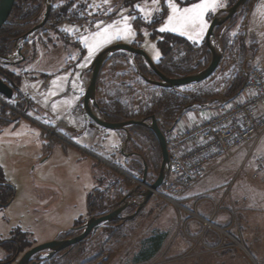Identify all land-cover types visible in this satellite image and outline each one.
Wrapping results in <instances>:
<instances>
[{
  "label": "rangeland",
  "instance_id": "374dc122",
  "mask_svg": "<svg viewBox=\"0 0 264 264\" xmlns=\"http://www.w3.org/2000/svg\"><path fill=\"white\" fill-rule=\"evenodd\" d=\"M50 2L51 10L59 15L64 14L61 19L65 21L58 24L57 29H52L51 23L47 22L43 29L35 32L28 41L24 42V45L41 44L42 46H38L35 58L21 67L26 75L22 79L19 77L17 88L37 106L43 109L50 107L56 116L60 115L67 121H70V118L64 111L69 103H74L76 106L79 104L85 89L84 81L89 75L85 71L101 50L117 42L133 44L143 49L155 63L161 57L156 41L161 34L172 33L185 38L190 43H202L212 18L229 7L228 0H219L224 7L218 8L215 12H208L205 16L207 27L204 32L195 40H190L187 36L176 32L159 31L170 13L167 0H159L157 4L152 3L151 0H107V2L105 0H50ZM174 2L179 7H191L200 0H174ZM37 3H40L36 14L37 23H39L45 4L44 0ZM136 5L144 11H138ZM163 9L166 13L162 21L152 27V22L157 19ZM123 17H130L127 23L131 26L134 36L125 37L121 33L119 37L106 43L102 42L88 58V50L82 42L84 38H88L89 43L100 40V37L94 40L93 34L108 25H113V22L116 23L109 30L110 32L123 28ZM25 23L22 24V29L32 25V22L28 25ZM221 29L219 45L222 58L218 68L204 82L179 88L182 93L194 94L186 95V97L199 96V99H205L212 96H226L222 93L214 95L211 90L215 86H224L223 82L226 78L233 79L235 83L240 78V67L242 69L243 65L248 69L253 65L264 64V0H258L257 3L256 0H248L247 4L230 21L216 29L215 33L217 34ZM152 32H156V38L151 37ZM241 33L246 35L244 42L250 45L247 44L244 62L240 66L231 54L232 49L225 47L222 41H229ZM138 34L139 38H137ZM19 37L12 41L11 51H14V47L21 42ZM0 55L4 54L0 53ZM203 60L204 68L210 60L208 51ZM134 64L136 68L131 64L134 71L137 74L141 73L135 61ZM203 68L198 67L194 72ZM0 69L11 73L1 60ZM83 78H85L84 81ZM153 90L155 88L150 86L144 89L136 88L133 92L153 93ZM74 108L78 111L76 107ZM27 113L35 116L31 110ZM153 115L163 120L161 112ZM189 122L184 112L179 123L185 125ZM22 123L24 127H30L27 126L29 125L27 121L22 120ZM135 134V140H138L140 146L144 145L143 149L146 150L147 155L150 154L149 148L153 143L151 135L147 131H138ZM95 135L94 141L99 147L94 150L102 156L106 155L107 151L114 152L121 162L114 160L113 163L120 165L127 173L140 180L143 155L139 158L131 157L132 159L130 158L127 163L123 162L124 156L121 153L122 144H120L118 131L104 129L100 130V134ZM30 138L32 137L24 136L21 129L14 131L11 127H7L0 132V169L5 181L7 180L14 189L12 204L6 207L0 206V239H8L12 234L17 233L14 230L17 228L31 233L36 246L77 233L67 231L74 227L75 221L86 219V199L89 191H92L93 181L92 176L82 169V165L77 167L75 162L72 164L69 157L60 154L57 150L46 162L38 161L37 150H34L33 144H29H37L38 141L33 142ZM33 139H38V135L33 136ZM80 144L87 146L86 143L80 142ZM129 150L126 147L125 152L128 153ZM262 157H264V140L247 160H245L244 152H237L223 162L208 178L206 177V181L202 180L204 182L201 181L193 189V192H197L204 185L210 182L212 184L214 181L220 188L225 186L216 199L221 207V211L217 214L225 216L224 223H216L214 220L216 214L213 213L214 197L212 196H207L211 199L208 202L212 217L200 221L201 217L196 206L202 196L194 198L193 202L186 203V199L184 208L181 209L153 193L147 204L134 218L128 221H113L99 228L93 234L95 240L91 234L88 236L84 255L80 253L79 257L65 259L63 264H264V172L258 178L252 176L257 168L258 160ZM80 158L91 164L94 163L82 154ZM152 158L148 161L150 164L148 174L154 181L160 168L161 155L155 161ZM83 161L80 163L83 164ZM99 165L101 168H107L101 163ZM104 181L101 180L93 192L96 209L101 206L100 203L97 204V201L105 198L102 188L110 183L109 175L106 174ZM135 184V181L129 180L125 188H131ZM228 186L230 190L226 193ZM35 201H40L41 204L35 205ZM27 204L30 210L26 207ZM230 204L233 206V214L226 210L230 209ZM135 209V206H130L123 215H131ZM104 212L98 209L95 216L105 214ZM190 220L199 221L200 228L190 232L187 228V222ZM179 242H183L185 247L177 246ZM19 246L16 245L17 249ZM29 248L22 250L19 248L18 255H16L17 250L14 251L15 259L8 260L11 262L7 264H14L23 251ZM0 249H3L1 245ZM66 251L56 254L50 262H44L41 255L40 264H61L62 259L59 256ZM89 258L90 261H86ZM5 261L7 260L0 259V263Z\"/></svg>",
  "mask_w": 264,
  "mask_h": 264
},
{
  "label": "trees",
  "instance_id": "16d2710c",
  "mask_svg": "<svg viewBox=\"0 0 264 264\" xmlns=\"http://www.w3.org/2000/svg\"><path fill=\"white\" fill-rule=\"evenodd\" d=\"M37 1L40 2V0L14 1L13 8L6 23L0 28V53L4 55L10 54L12 52L11 47L13 45L12 41L14 40V38H16L17 36H22L23 33H26L29 29L37 24L38 20L36 14L40 5V3H37ZM235 1L236 0H228L229 6H231ZM165 13L166 10L163 9L162 13L157 17V19L152 22V27L162 21ZM63 15L64 14L59 15L53 10L50 11L47 22L51 23L52 29H57L58 24L65 21V19H61ZM31 22L32 25L29 26V28L22 29V24L25 23V25H28V23L31 24ZM156 36V32L151 33L152 38H156ZM139 37L140 35L138 34L137 38ZM245 38L246 35L244 33H241L239 36H236L229 41L222 39V43H224V46L229 47V50L232 49L231 54L235 61L240 64V66L244 62V54L246 53L248 44L244 42ZM156 41L157 47L161 52V57L159 61L155 62V65L157 69L167 77H182L193 73L194 70H196L198 67L203 68L202 64H204V62H202V60L205 58L208 51L204 42L199 44L190 43L185 38L172 33H163ZM249 45L250 44H248V46ZM34 50L35 48L33 44H26L23 46V54L26 58L27 56L28 58H33ZM134 61L143 74V77L134 71L130 63L129 56L124 52H117L113 54L105 62L99 73L96 83L95 97L99 114L107 122L116 123L131 119H144L149 118L156 112H161L164 122L166 124H171L182 109L193 105L196 106L200 104H206L210 100L216 98H228L232 94L237 93L242 88L245 80L246 66L243 65L242 69L240 67V78H238L235 83L233 79L226 78L223 82L224 86H215L214 89L211 90V93H214V95L217 93H222V95L226 96H212L205 99H199V96H192L190 98L186 97V95L194 94H185L180 92L179 88L181 87L170 89L159 87L156 85H150V83H148L145 78L147 77L151 79H157V77L145 65L142 57L136 55L134 56ZM150 86H153V88H155V90H153V93L143 92L139 94L133 92V90L136 88L144 89V87ZM24 106L25 98L21 95L17 100V107L23 109ZM0 111L7 114L6 109L3 107H0ZM128 131L130 133V141L127 145V147L130 149L129 152L137 153L140 157L143 155L142 157H144V161L147 165V184H151L153 182V179L148 174V170L150 169L148 166L150 165L148 164V161L152 157V160L155 161L156 158L161 155L157 139L152 131L141 125L129 126ZM138 131H147V133H149L153 139L152 147L149 148L150 154L148 155L146 154V150L143 149L144 145L140 146L138 140H135V133ZM150 156L151 158L149 159ZM109 162L117 166L121 170H124L122 167H120V165H116L115 163H113V161L111 162L110 160ZM95 166L99 167L100 165L95 164ZM101 171L103 172V175H109L111 181L106 186H103L102 189L103 192H105V198H101L97 201V204H101V206H99L97 209L95 208L94 203V191L92 192V194H90L88 198V212L90 216L95 215V212L98 209H101L102 212L105 211L107 213L109 209L123 197L124 189H126L125 186H127V183H129L128 178L111 169L102 167ZM140 174H142V172ZM0 182H4L1 171ZM118 182H120L121 185L123 184L121 190H119ZM11 196L12 188H10L9 186L0 185V203H7L11 199ZM93 234L91 235L93 236ZM12 236L15 237L12 238ZM12 236L9 240L0 241L1 247L7 253V257L4 260H10L15 256L13 254L14 251L17 250L16 245H20L19 248H21V250L26 247H32V244L26 240L27 238L23 233L17 231V233H14ZM87 238L74 245L72 249L66 251V253H62V255L59 256L60 259H62L61 264H63L65 259L68 260L69 258L73 259L75 257H79L80 253L84 255L86 248L85 244L89 240V238ZM93 238L95 240L94 236ZM54 256L50 258L43 257L41 259L44 262H50L53 260ZM88 260L90 261V258L86 259V261ZM37 264H40V260L39 262H37Z\"/></svg>",
  "mask_w": 264,
  "mask_h": 264
},
{
  "label": "built area",
  "instance_id": "2783aa9c",
  "mask_svg": "<svg viewBox=\"0 0 264 264\" xmlns=\"http://www.w3.org/2000/svg\"><path fill=\"white\" fill-rule=\"evenodd\" d=\"M0 107L6 109L10 118L28 121L46 135L72 144L56 128L33 119L28 111H24V107L18 108L17 101L0 97ZM184 112L190 120L185 125L179 123L182 115L174 125L173 122L166 124L158 117L159 126L164 133L170 168L165 182L153 191L167 203L181 209L184 208L187 194L223 162L240 151L244 152L247 160L264 140V64L245 69L243 86L234 98L223 103H212L208 107L187 108ZM88 124L92 126L94 123L89 120ZM81 150L107 168L139 183L138 179L109 161L83 148ZM263 172L264 157L258 160L252 176L258 178ZM229 190L228 186L225 192ZM219 205V202L214 205V214L221 210ZM230 206L226 210L233 214V206Z\"/></svg>",
  "mask_w": 264,
  "mask_h": 264
},
{
  "label": "water",
  "instance_id": "95a60500",
  "mask_svg": "<svg viewBox=\"0 0 264 264\" xmlns=\"http://www.w3.org/2000/svg\"><path fill=\"white\" fill-rule=\"evenodd\" d=\"M14 1L15 0H0V28L6 23L13 8ZM247 1L248 0H236L231 6L227 7L224 10H221L212 18V21L207 30L204 40V44L210 54V60L206 65V67H204L198 72H194L176 78L167 77L157 69L155 63L150 59V57L146 54V52L143 49L133 44H123L117 42L104 48L96 55L89 68L86 69L85 71V73H88L89 75L87 80L84 81L85 89L79 101V104L82 107L84 115L99 127L113 131H121L124 133L125 139L121 147V153L126 158L140 157L137 153L125 152L126 147L130 141V133L128 131V127L132 125H141L152 131V133L155 135L157 139L161 153V164L157 177L151 184H147V165L146 162L143 160L142 161L143 171L139 183H136L131 188L124 189L123 197L120 199V201H118L116 205L111 207L107 213L99 216L91 215L85 221H83L82 224L78 226H74L73 228L68 230L67 232H77L73 236L62 239H55L53 241H49L46 243H42L30 247L29 249L23 251L22 255L18 258V260L14 264H37V261H31L36 255H38L37 258H39V256L41 255H43V257L50 258L60 253L61 251L64 250L68 251L74 245L86 239L90 234L95 233L99 228L104 227L106 224L110 222L117 220L120 221L131 220L141 211V209H143V207L152 197L153 191L159 188L160 186H162V184L165 182L169 174L170 163L166 150L164 133L159 126V118H157L155 115H151L149 118L131 119L122 122L111 123L105 121L100 116L98 111V105L96 102V97H95L96 83L99 73L105 62L113 54L117 52H124L129 56V60L135 68L136 66L134 64V56L137 55L142 57L145 65L157 77V79L155 80L145 78V80L150 84L163 88L172 89L190 84L200 83L206 80L207 78H209L215 72L222 58V51L219 45V39L221 37L222 29L217 34L215 33L216 29L224 25L226 22L230 21V19L244 7ZM257 2L258 0H256V3ZM44 4H45V10L40 22L34 25L31 29H29L26 33H24L22 36L19 37L21 42L17 44L16 47H14V51H12L9 55H0V60L3 62L4 66L6 67L14 66L16 64H20L23 61H25L26 57L23 54L24 42L28 41V39L35 32L43 28L49 18V14L52 7L51 2L50 0H44ZM253 7L254 6H252V8ZM138 74L143 77V75L140 72H138ZM240 91L241 89L237 93H235L233 97H228L224 99L216 98L210 100L206 104L186 107L178 113L172 125H174L180 119V116L182 115L185 109L194 106L208 107L212 103H219V102L223 103L234 98ZM0 97L9 101H17L19 98L16 82L13 81L11 77L2 69H0ZM24 111L25 112L28 111L27 100H25ZM10 119L13 122L16 121V119L13 118ZM0 184L4 185L6 183L0 182ZM143 186H148V188L147 187L144 188ZM9 202L10 200L5 204L0 203V206L5 207L9 204ZM130 206L136 207L134 213L131 215H123L125 210ZM18 253H19V248L17 249L16 255H18ZM16 255L11 259V261L15 259ZM11 261H9L8 263H10Z\"/></svg>",
  "mask_w": 264,
  "mask_h": 264
},
{
  "label": "crops",
  "instance_id": "0c3cea01",
  "mask_svg": "<svg viewBox=\"0 0 264 264\" xmlns=\"http://www.w3.org/2000/svg\"><path fill=\"white\" fill-rule=\"evenodd\" d=\"M38 46H42V45L41 44L34 45L35 50H34L33 58H28V56H27V58H25V61H23L22 63L7 67V68H9V71L14 73L18 77V79H19V77L21 79L25 77L26 72L21 70V67H23L24 65H26L27 63H29L30 61H32L35 58V56L38 52V50H37ZM84 79L85 78H83V81H84ZM18 81L16 82L17 85L19 83ZM18 93H19V96L22 95V96H24L25 100H27L28 110H31L35 115V116L30 115L33 119H35L41 123H44L46 125H49L51 127L56 128L57 131H59L63 136H65L69 141H71L72 144H68L66 142H61V141L54 139V138H49L48 136H46L44 134V132L40 128H38L37 126H35L34 124H32L28 121L27 122L29 123V125H27V126H30V127H24L22 120L13 122L7 114H5L1 111H0V132L5 130L7 127H11L12 129H14V131L16 129H18V130L21 129L24 136H26L27 138H28V136L32 137L30 139H32L33 142L38 141L37 144L27 142L29 144H33L32 146L35 147L34 150H37L38 161L41 160L43 162H46L48 159H50V157H52L54 151L57 150L60 154L66 156V157H69V160L72 161V164H73V162H75L77 167L82 165V169L86 170V173H88L89 175L92 176V181H93L92 191H89L90 193L87 194L88 196L86 199V205H87V217H86V219H87L90 216L89 212H88V198H89L90 194H92V192L96 189V187L98 186V183H100L101 180H102V182H105L104 179H106V176L103 175V172L101 171V166H99V167L95 166V164H99V162L95 158L90 156L89 154H86L85 152H83L81 150V148H83L87 152H89V153H91L97 157H100L101 159H104L106 161H108V159H109L111 161L115 160L116 162L117 161L121 162V160L117 159V155L114 152L107 151V152H105L106 155L102 156L95 151L97 149V147H99L97 145V143L94 141V137L96 136L95 134L96 133L100 134V130H104V128L99 127L95 124H93L92 126L89 125L88 124L89 119L87 117H85L80 104H78L76 106L74 103L73 104L69 103V106H67L66 110L64 111V113L66 112V115L70 118V121H67V120H64L63 118H61L60 115L56 116L54 111L51 110L52 108L48 107L47 109H43V108L37 106L33 100H31L28 96L22 94L19 90H18ZM74 107H76V109L78 111H75ZM57 115H58V113H57ZM21 124H22V126H21ZM38 129H40L41 131L39 132ZM118 134H119L118 137L121 139L120 144L123 145L125 135L121 131H118ZM35 135H38V139H33V136H35ZM80 142L86 143L87 146L80 144ZM80 154H82L83 156H87L94 163L91 164L89 161H83L80 158ZM129 159L130 158L124 157V160H122V161L127 163V162H129ZM82 161L84 162L83 164L80 163ZM0 171H1V169H0ZM3 178H4V176H3ZM206 179H204V181H206ZM204 181H202V182H204ZM4 183H6V184H4L5 186H9L10 188H12V196H11L10 202L8 204V205H11L13 202L12 200H13V196H14V189L7 182V180L5 181V178H4ZM43 184H45V183H43ZM118 185H119V190H121L123 184L121 185V183L118 182ZM195 187L193 189H195ZM224 187L225 186H222L220 188L217 185L216 181H214L212 184L210 182L209 184L204 185L197 192H193L194 190L192 189L187 194L186 203L187 202H193L194 198H196L198 196H202V198L200 199V201L197 203V206H196L197 212H199V215L201 217V218H199L200 221H202L203 219H209L212 217V215L210 214V207H209V202H208V201H211V199L208 198L207 196L214 197V205L217 204L219 201H217L216 199L220 195L219 194L220 190ZM33 190H34V188H33ZM35 196H36V194H35ZM38 202L35 201L34 204L40 205L41 202L40 201H38ZM26 207H28V210H30V206L28 204L26 205ZM220 211L221 210H219L218 212H220ZM217 213H215L216 215H214L215 222L221 223V224L224 223L225 219H226L225 216H223V214L218 215ZM85 220L79 219V220L75 221V225H78V223L80 221L83 222ZM187 223H188L187 228L190 232H194L195 230L200 228L199 226H201V223L199 221H196V220H190ZM14 230L23 233L25 235V237L27 238V241L30 242L32 244V246H34V242H33V238H32L31 233L26 232V231H21L20 229H17V228H15ZM14 230H12V232ZM11 236L8 239H0V241L9 240L11 238ZM177 246H179L180 248H184L185 244L183 242H179ZM6 257H7L6 251L4 249H0V259L1 258L5 259Z\"/></svg>",
  "mask_w": 264,
  "mask_h": 264
},
{
  "label": "snow or ice",
  "instance_id": "6c2138e0",
  "mask_svg": "<svg viewBox=\"0 0 264 264\" xmlns=\"http://www.w3.org/2000/svg\"><path fill=\"white\" fill-rule=\"evenodd\" d=\"M107 2V0H105ZM152 3L157 4L159 0H151ZM167 7L170 9V13L167 16V21L164 26L159 29L160 32L170 31L179 33L182 36H187L190 40H195L199 37L207 27L205 16L208 12H215L218 8L224 7V4L220 3L219 0H200L199 3L193 4L191 7H179L174 0H167ZM138 11L143 12L144 9L136 5ZM150 15V13H148ZM134 19L135 17H131ZM147 19V15L145 16ZM130 17H123V28H117L114 32H110L116 22L113 25H108L102 30L97 31L93 34V39L100 37L93 43L88 42V38H84L82 41L84 46L88 50V58H90L93 53L100 47L101 43H106L113 38L119 37L121 33L125 37L128 35H133L131 26L127 23ZM99 29V25H97ZM86 58V59H88Z\"/></svg>",
  "mask_w": 264,
  "mask_h": 264
},
{
  "label": "flooded vegetation",
  "instance_id": "af4514ba",
  "mask_svg": "<svg viewBox=\"0 0 264 264\" xmlns=\"http://www.w3.org/2000/svg\"><path fill=\"white\" fill-rule=\"evenodd\" d=\"M48 21V20H47ZM47 23V22H46ZM62 23V22H61ZM60 23V24H61ZM54 29V28H53ZM35 34V33H34ZM6 55H8V54H6ZM10 77H11V79L13 80V81H15V82H17L19 79H18V77L16 76V75H13V73L11 72V73H9V72H6ZM83 223V222H82ZM82 223H80V224H82ZM80 224H78V225H80ZM77 225V226H78ZM67 237H70V236H66V237H61V239L62 238H67ZM65 251V250H64ZM38 257V255H36V256H34V258L31 260V261H37V262H39V260H40V257L41 256H39V258H37ZM7 262H8V260L7 261H5V262H2V263H0V264H7Z\"/></svg>",
  "mask_w": 264,
  "mask_h": 264
},
{
  "label": "bare ground",
  "instance_id": "6f19581e",
  "mask_svg": "<svg viewBox=\"0 0 264 264\" xmlns=\"http://www.w3.org/2000/svg\"><path fill=\"white\" fill-rule=\"evenodd\" d=\"M59 239H61V238H59Z\"/></svg>",
  "mask_w": 264,
  "mask_h": 264
}]
</instances>
